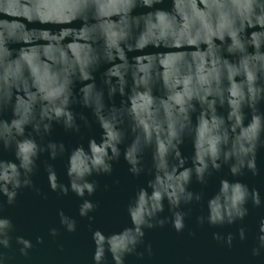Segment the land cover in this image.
Instances as JSON below:
<instances>
[{
  "label": "clouds",
  "instance_id": "9594fccd",
  "mask_svg": "<svg viewBox=\"0 0 264 264\" xmlns=\"http://www.w3.org/2000/svg\"><path fill=\"white\" fill-rule=\"evenodd\" d=\"M36 24L53 28L30 27ZM102 65L108 67L98 86ZM74 105L91 110L102 129L99 143L69 150L47 139L54 123L73 133L90 126ZM186 139L193 141L190 163L181 152ZM129 140L128 171L150 178L124 205L130 225L110 242L93 227L99 205L91 197L99 186L91 177L110 175ZM262 148L264 0H0V150L14 154L0 158V264L27 259L44 244L43 236L17 234L6 214L24 189L47 199L33 183L41 163L58 198L71 192L80 201L77 215L88 221L93 244L90 264L151 256L146 233L168 225L185 232L193 206L201 209L198 227L240 225L211 233L232 249L234 241H248L243 222L250 209L264 208V197L223 176L206 201L203 189L225 168L232 177L258 175ZM45 153L51 161L67 156V182L41 161ZM194 180L200 191L190 189ZM57 216L65 232L77 231L75 218L62 209ZM60 234L48 230L52 238ZM249 257V264H264V215Z\"/></svg>",
  "mask_w": 264,
  "mask_h": 264
},
{
  "label": "water",
  "instance_id": "95a60500",
  "mask_svg": "<svg viewBox=\"0 0 264 264\" xmlns=\"http://www.w3.org/2000/svg\"><path fill=\"white\" fill-rule=\"evenodd\" d=\"M167 6V5H165ZM38 29L53 28L52 25H30ZM44 39L43 35L40 37ZM151 51V50H150ZM132 55V54H130ZM108 65H102L95 73L96 82L101 84L102 73ZM81 85L77 83L78 89ZM122 98L116 96L112 102L119 105ZM73 111L83 113L90 121V126L82 127L80 133L66 131L59 123H54L48 140L63 142L71 150L79 145L88 148V141L95 139L98 143L102 137V129L95 120L90 109L81 105H74ZM220 111H224L221 109ZM10 117V113H5V118ZM121 146V157L113 162V171L110 175H94L91 179L98 184V190L91 199L98 202V209L94 214L96 221L93 227L98 228L101 234L106 236L111 242L119 235L121 230L130 225V218L124 214L123 208L129 198L140 187H145L150 178L144 174L134 177L128 171V164L123 158V150L126 144ZM193 141L186 139L181 146L183 157L190 163L193 155ZM0 158L13 160L14 154L11 151L0 150ZM146 161L150 162V154H146ZM48 160L45 153L41 161ZM56 168L57 174L66 180L67 156L57 158L55 161L48 160ZM257 167L259 174L253 176L251 173L243 177H232L228 175L227 168L222 173L210 179L205 192V201L216 193L219 187V179L223 176L229 180H240L260 190L264 197V148L257 153ZM118 181V183H117ZM33 183L40 188L41 193L47 196L43 199L37 196L31 189H24L17 198L15 206L7 209L17 228V234L34 239L40 235L44 237V244L37 246L30 256L25 258L17 257L14 264H90L93 244L90 238L88 221L81 219L77 215L79 199L69 193L67 196L57 197V193L51 191L47 174L44 172L43 164H40L38 173L33 177ZM201 185L195 180L190 185L192 191H200ZM63 210L66 215L77 220V231L67 233L59 224L58 210ZM200 207L193 206L192 217L188 221V229L183 233H176L170 225L161 229H154L146 233V241L152 246L151 256L145 254L142 261H137L135 257H129L127 264H249V249L253 243V236L258 219L264 215V208L250 209V214L243 224L249 228V239L247 242L234 241L232 249L218 245L211 238L213 231L223 233L235 232L240 226L235 224L224 228H209L207 225L198 227L195 224V216L200 214ZM167 211L163 215H166ZM58 228L60 235L52 238L48 235L49 228ZM193 231L194 236H189L188 231ZM62 246V248H61ZM111 258L109 257V260Z\"/></svg>",
  "mask_w": 264,
  "mask_h": 264
}]
</instances>
